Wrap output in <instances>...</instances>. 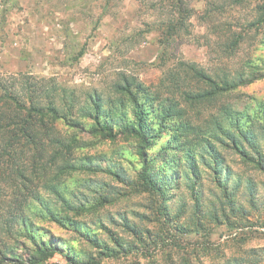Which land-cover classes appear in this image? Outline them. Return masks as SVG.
I'll list each match as a JSON object with an SVG mask.
<instances>
[{"label":"rangeland","instance_id":"rangeland-1","mask_svg":"<svg viewBox=\"0 0 264 264\" xmlns=\"http://www.w3.org/2000/svg\"><path fill=\"white\" fill-rule=\"evenodd\" d=\"M187 2L194 11L185 19L186 29L166 38L158 28L168 18L166 0H0V76L52 77L80 98L85 92L112 95L115 83L134 79L164 100L178 99L179 90L196 86L194 80L184 81L181 61L219 74L235 75L245 66L247 79L257 78L231 90L222 103L255 113L257 102L264 100V23L257 20L264 0ZM232 34L242 39L226 55L218 43ZM249 64L254 66L250 70ZM216 106L187 108V116L206 123ZM171 133L154 132L148 156L158 159V168L165 164L160 153L177 152L168 147ZM79 135L85 144L76 151V169L61 184L62 195L41 190L43 199L48 208L79 221L82 233L89 231V237L111 245L129 243L132 250L118 248L119 253L105 257L73 225L34 218L40 237L50 232L63 238L61 245L79 255V249L86 250L97 264H181L183 256L192 264H264V171L252 160L221 148L230 181L239 182L231 189L234 201L228 203L211 172L203 171L196 187L199 199L181 182L166 201L170 213L162 215L159 199L135 181L140 165L131 140ZM63 200L79 214L65 210ZM127 225L142 233L135 236ZM43 264L66 262L56 254Z\"/></svg>","mask_w":264,"mask_h":264},{"label":"trees","instance_id":"trees-1","mask_svg":"<svg viewBox=\"0 0 264 264\" xmlns=\"http://www.w3.org/2000/svg\"><path fill=\"white\" fill-rule=\"evenodd\" d=\"M166 1L168 18L158 28L167 38L178 36L180 30L186 29L185 19L194 10L188 6V0ZM207 6H210L208 2ZM206 11L202 19L209 15V7ZM259 13L257 20L264 23V3ZM234 35L227 36L225 43H218L222 53L233 54L242 39L240 34ZM261 43L264 44V37ZM246 66L248 70L254 67ZM243 68L235 75L224 71L210 73L195 62L181 61L184 81L194 80L196 86L179 90L178 99L164 100L157 91L134 79L115 83L112 95L85 92L80 98L52 77L22 72L0 76V264H43L56 254L66 264H97L96 258L86 250L79 249V255L71 251L72 246L61 245L63 238L50 232L45 238L40 237L41 228L34 224V218L73 225L75 233L86 237L98 248V254L105 257L119 253L118 248L124 253L131 252L129 243L115 241L111 245L89 237V231L82 233L79 221L48 208L40 192L46 190L60 198L64 178L77 167L76 151L85 144L80 132L109 140L122 136L134 143L140 165L135 181L143 191L159 199L162 215L170 213L165 209L166 201L181 182L195 200L199 199L196 187L203 171L211 172L228 203L234 201L231 189L239 187V182L230 181L231 172L221 148L236 150L264 171V100L257 102L255 113L222 103L231 90L257 78L252 76L248 80L250 73ZM178 80L176 77L173 84L180 87ZM219 101L220 105L216 106ZM214 105L217 112L206 123L194 122L187 116V108L197 110ZM154 119L159 120L156 129L152 126ZM165 129L172 132L168 147L179 154L173 150L160 153L158 157L165 164L158 168V159L149 158L148 150L154 132ZM64 203L65 210L79 214L78 209L67 201ZM34 205H39L38 210ZM128 228L135 236L142 233L135 226ZM181 264L192 261L183 256Z\"/></svg>","mask_w":264,"mask_h":264}]
</instances>
